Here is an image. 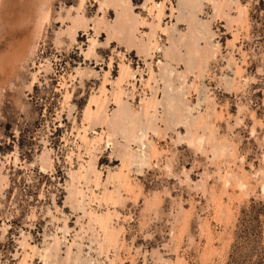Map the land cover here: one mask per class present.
Masks as SVG:
<instances>
[{"label": "rangeland", "instance_id": "1", "mask_svg": "<svg viewBox=\"0 0 264 264\" xmlns=\"http://www.w3.org/2000/svg\"><path fill=\"white\" fill-rule=\"evenodd\" d=\"M80 263L264 264V0H0V264Z\"/></svg>", "mask_w": 264, "mask_h": 264}, {"label": "bare ground", "instance_id": "2", "mask_svg": "<svg viewBox=\"0 0 264 264\" xmlns=\"http://www.w3.org/2000/svg\"><path fill=\"white\" fill-rule=\"evenodd\" d=\"M215 11H216V10H215ZM155 15H156V14H155ZM170 16H171V15H170ZM129 32H130V31H129ZM124 35H125V34H124ZM190 35H191V34H190ZM190 37H191V36H190ZM129 39H130V38H129ZM125 40H126V39H125ZM125 40H124V41H125ZM193 53H194V52H193ZM197 58H198V57H197ZM120 66H121V65H120ZM122 67H123V66H122ZM121 72H122V71H121ZM200 75H201V74H200ZM102 92H103V91H102ZM97 102H98V101H97ZM103 103H104V102H103ZM96 104H97V103H96ZM98 108H99V109H98ZM98 108H97V109H98V111H99V110L101 109V107L98 106ZM97 109H96V110H97ZM98 111H96V112H97V115H99V114H98V113H99ZM100 114H101V113H100ZM99 117H100V116H99ZM103 117H104V116H103ZM101 118H102V117H101ZM84 139H85V138H84ZM82 141H84V140H82ZM92 173H93V172H92ZM237 184H238V183H237ZM238 185H239V184H238ZM77 194H78V193H77ZM105 231H106V230H105ZM102 251H103V250H102ZM89 253H90V252H89ZM101 256H103V255H101ZM65 257H66V256H65ZM79 261H80V260H79ZM81 262H82V261H81ZM80 264H81V263H80Z\"/></svg>", "mask_w": 264, "mask_h": 264}]
</instances>
